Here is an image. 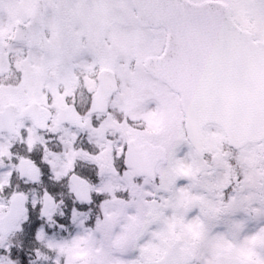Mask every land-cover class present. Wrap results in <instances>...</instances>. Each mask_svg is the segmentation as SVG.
<instances>
[{
  "label": "snow or ice",
  "instance_id": "snow-or-ice-1",
  "mask_svg": "<svg viewBox=\"0 0 264 264\" xmlns=\"http://www.w3.org/2000/svg\"><path fill=\"white\" fill-rule=\"evenodd\" d=\"M0 264H264V0H0Z\"/></svg>",
  "mask_w": 264,
  "mask_h": 264
}]
</instances>
